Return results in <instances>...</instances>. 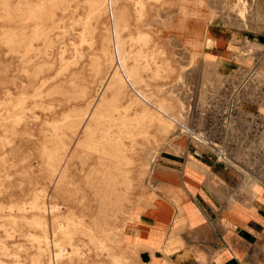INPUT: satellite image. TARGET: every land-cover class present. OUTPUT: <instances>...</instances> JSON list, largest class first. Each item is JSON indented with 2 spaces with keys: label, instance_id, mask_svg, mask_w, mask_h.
Instances as JSON below:
<instances>
[{
  "label": "rangeland",
  "instance_id": "1",
  "mask_svg": "<svg viewBox=\"0 0 264 264\" xmlns=\"http://www.w3.org/2000/svg\"><path fill=\"white\" fill-rule=\"evenodd\" d=\"M187 147L264 189V0H0V264H130L124 227Z\"/></svg>",
  "mask_w": 264,
  "mask_h": 264
},
{
  "label": "crops",
  "instance_id": "2",
  "mask_svg": "<svg viewBox=\"0 0 264 264\" xmlns=\"http://www.w3.org/2000/svg\"><path fill=\"white\" fill-rule=\"evenodd\" d=\"M223 47L205 52L220 68L234 63ZM160 159L161 190L124 227L130 264H264V189L248 198L213 150L187 147Z\"/></svg>",
  "mask_w": 264,
  "mask_h": 264
},
{
  "label": "bare ground",
  "instance_id": "3",
  "mask_svg": "<svg viewBox=\"0 0 264 264\" xmlns=\"http://www.w3.org/2000/svg\"><path fill=\"white\" fill-rule=\"evenodd\" d=\"M251 1V0H250ZM134 2V1H133ZM239 4V3H238ZM245 5V4H244ZM243 5V6H244ZM247 5V4H246ZM245 5V6H246ZM146 6V5H145ZM244 6V7H245ZM235 7H236V5H235ZM243 7V8H244ZM136 8H137V6H136ZM240 10H238V13H236V14H238L237 16H239V20L236 18V16L235 17H232L231 15H229V16H227L226 17V20L228 21V23H230L231 25H233V26H239V27H241V28H244L245 29V27H246V22H244V9H241V8H239ZM246 10V9H245ZM248 11V10H247ZM246 11V12H247ZM228 12V11H227ZM254 12V11H253ZM144 14V13H143ZM218 14V13H217ZM222 15V14H221ZM225 14H223V16H224ZM260 15V14H259ZM243 17V18H242ZM225 18V17H224ZM138 19V18H137ZM197 20V19H196ZM255 20V19H254ZM246 21V20H245ZM229 24V25H230ZM194 26V25H193ZM248 27V26H247ZM234 34V33H233ZM232 34V36H231V38L228 40V43H229V45H230V47H232V44H234V43H238V41L236 40V37H235V35H233ZM198 35V34H197ZM196 35V36H197ZM194 37L192 40L194 41V42H197L198 41V38L197 37ZM240 36V35H239ZM210 41V40H209ZM245 41V40H244ZM239 44H242V43H239ZM243 45V44H242ZM209 46V45H208ZM244 46V45H243ZM254 49V48H253ZM229 50V49H228ZM228 50H227V54L229 55V53H228ZM231 50V49H230ZM108 52V51H107ZM193 53V52H192ZM195 54V53H194ZM197 54V53H196ZM106 53L105 54H103V56H101L99 59L101 60H99L100 62V68L101 69H103L104 68V65H105V63H106ZM108 60H109V58H107ZM110 61V60H109ZM108 61V62H109ZM191 62V61H190ZM216 63L212 60V59H210V60H205V67L206 68H210V69H215L216 68ZM96 66H97V64H96ZM113 67V66H112ZM189 67V66H188ZM106 69V68H105ZM214 71V70H213ZM216 73V72H215ZM210 74V73H209ZM235 74V73H234ZM223 75V74H222ZM108 76V75H107ZM219 76V75H218ZM218 76H216V77H218ZM106 77V76H105ZM105 77H102V78H100L101 79V85H100V87L101 88H99L101 91L102 90H104V89H106V87L108 86V83H107V78L108 77H106V79H105ZM221 77V76H220ZM219 77V78H220ZM112 80V79H111ZM221 81V80H220ZM98 82H100V81H98ZM243 84V83H242ZM247 85V84H246ZM250 88V87H249ZM97 89V88H96ZM98 89V90H99ZM247 89V88H246ZM126 91V90H125ZM246 91V90H245ZM245 91H243V93L244 94H246L245 93ZM103 92V91H102ZM209 92V91H208ZM247 92V91H246ZM109 93V92H108ZM203 93V92H202ZM240 93L239 91L238 92H236L235 94H236V96L238 95V94ZM100 94V93H99ZM102 94V93H101ZM107 94V93H106ZM242 94V93H241ZM110 95V94H109ZM244 96V95H243ZM214 100V99H213ZM222 100V99H221ZM89 101V100H88ZM105 101V100H104ZM103 102V101H102ZM100 103H101V101H100ZM99 104V103H98ZM100 106V105H99ZM179 106V105H178ZM178 108V107H177ZM181 108V110H183V111H181L182 113V115H185V116H187L188 115V108H183V105L180 107ZM191 109V108H190ZM97 110V109H96ZM197 111V110H196ZM177 115V114H176ZM191 115V114H190ZM214 115V114H213ZM156 117V116H155ZM172 119V118H171ZM161 120V119H160ZM174 121V120H173ZM178 121V120H177ZM176 121V122H177ZM135 122V121H134ZM149 122V121H148ZM150 122H152V121H150ZM149 122V123H150ZM140 123V122H139ZM148 123V124H149ZM154 123V122H153ZM133 124V123H132ZM152 124V123H151ZM174 124V123H173ZM164 126H166V124L165 125H163V127ZM162 127V126H161ZM209 127V126H208ZM148 128V127H147ZM158 129H159V127H158ZM161 130H162V128H161ZM173 130V129H172ZM179 131V130H178ZM159 133H161V132H159ZM174 133H178L177 131H175ZM140 134V133H139ZM131 138V137H130ZM139 139V138H138ZM140 140V139H139ZM181 140V139H180ZM139 142V141H138ZM140 144V143H139ZM141 145V144H140ZM142 146V145H141ZM137 147V146H136ZM179 147V146H178ZM173 148V147H172ZM152 150V149H151ZM221 153V152H220ZM149 154V153H148ZM141 178V177H140ZM253 178V177H252ZM248 183H249V181H248ZM248 183H247V181L245 182V183H243L244 184V187H245V189L247 190V188H246V186L248 185ZM260 192V191H259ZM190 211V210H189ZM192 213V212H191ZM45 245V244H44ZM44 261V260H43Z\"/></svg>",
  "mask_w": 264,
  "mask_h": 264
}]
</instances>
